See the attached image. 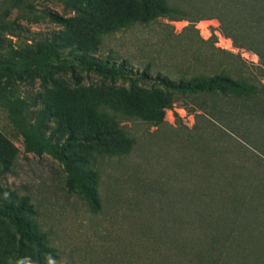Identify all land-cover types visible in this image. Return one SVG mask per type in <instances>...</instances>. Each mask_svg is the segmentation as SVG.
Listing matches in <instances>:
<instances>
[{
	"label": "rangeland",
	"instance_id": "rangeland-1",
	"mask_svg": "<svg viewBox=\"0 0 264 264\" xmlns=\"http://www.w3.org/2000/svg\"><path fill=\"white\" fill-rule=\"evenodd\" d=\"M108 1L121 5L122 17L96 0H0V62L18 64L50 42L63 55L48 75L0 70V93L30 104L20 113L25 125L43 104L54 111L44 135L55 134L58 144L70 134H94L101 117L113 125L109 148L85 147L109 153L97 167L94 204L57 159L27 149L0 102V185L13 191L16 205L26 199L30 230L54 250L46 264H264V63L248 50L221 49L196 29L213 20L222 32L225 0H166L164 10L147 15L132 0L129 20L127 0ZM97 41L95 56L126 60L132 77L110 80L79 64L70 49ZM217 76L248 95L222 83L208 92H173L171 108L149 107L141 117L119 107L122 90L135 85L164 91L158 78L196 83ZM83 105L93 116L81 113ZM81 152L74 145L69 155ZM13 234L0 225V257L17 247ZM23 254L37 263L32 244Z\"/></svg>",
	"mask_w": 264,
	"mask_h": 264
},
{
	"label": "trees",
	"instance_id": "trees-1",
	"mask_svg": "<svg viewBox=\"0 0 264 264\" xmlns=\"http://www.w3.org/2000/svg\"><path fill=\"white\" fill-rule=\"evenodd\" d=\"M127 0V12L123 15L126 19H130L135 14L134 6ZM224 1V0H223ZM101 4H107L117 10V18L122 17L121 5L115 7V3L112 1L96 0ZM144 14L147 15L153 10L162 11L166 8V0H140ZM223 6H228L229 21L225 24L222 20V32L224 36L230 38L236 48L240 50H248L254 52L260 59L261 63H264V0H225ZM194 26V25H193ZM54 42L48 44L43 52L33 57L22 60L18 64L11 62H0V70L22 77L23 73L28 69H39L44 75L51 73L53 65L61 59L63 55L55 52ZM102 43L97 41L89 44V46H75L70 49L72 54L78 56V62L80 65L86 67L88 70H93L101 73L103 76L108 77L110 80H115L121 77H132V70L129 63L126 60L119 61L111 58H99L95 55L101 50ZM93 53V54H92ZM139 77V74L136 73ZM146 78V72L140 75ZM140 78V77H139ZM158 83L164 88V91L157 89H142L138 85L133 86L131 89H123L122 94L119 96V107L124 108V113L128 116H143L146 113V108L153 107L154 112L159 109H168L172 107L171 95L173 92L176 93H198L208 92L216 86H220L222 83H229L232 85L239 94L248 95L249 89L245 88L238 82L225 77L217 76L210 78L207 81H201L196 83L182 82L175 83L169 78H158ZM60 99V98H59ZM58 99V101H59ZM61 101V99H60ZM0 102L9 110L10 117L16 123L19 124L22 134L27 144L29 151H36L37 153L46 152L55 159H57L63 166L65 171L69 174L70 179L79 186L82 191L91 199L94 204L99 203V192L97 190L98 182V164L101 158L108 156L109 153L104 151L86 150L85 147L93 146L94 143L101 144L104 141L110 142L109 118L101 117V126L94 134H84L76 136L70 134L64 143L58 144L52 139L55 134L50 137H46L47 123L53 117V108L50 105H45L39 109L33 110L36 115V121L33 125L26 126L27 122L25 118H20L21 109L28 106L29 103L22 99H12L10 96L0 93ZM85 104V103H84ZM35 108V104L33 105ZM156 108V109H155ZM81 113L87 117H91L93 111L90 108H81ZM93 116V115H92ZM24 122H22V121ZM78 146L81 151L79 155H69V150L72 146ZM104 149L109 148L110 144L104 143ZM113 145V144H112ZM97 152V153H96ZM3 172H0V178ZM207 186V187H203ZM200 188H205L208 191H212L211 185L204 184ZM13 191L9 188H3L0 185V225L1 226H12L15 229V240L17 247L13 246L12 250L9 247L5 249L4 253L0 257V264H28L25 261L23 250L27 244H32L36 250V264H46L47 257L52 256L54 250L48 246L45 236L32 232L25 220L26 199H23L19 205L14 202ZM6 198L7 200H4ZM12 199L11 201H9ZM229 210V209H226ZM220 218H226L221 216ZM218 218L219 221H225L224 219ZM209 223L208 221H206ZM220 222V223H221ZM211 225V224H210ZM208 225V226H210ZM216 226V225H214ZM209 238V237H208ZM212 243L217 242L212 237ZM195 250V249H193ZM208 260V259H207Z\"/></svg>",
	"mask_w": 264,
	"mask_h": 264
},
{
	"label": "built area",
	"instance_id": "built-area-1",
	"mask_svg": "<svg viewBox=\"0 0 264 264\" xmlns=\"http://www.w3.org/2000/svg\"><path fill=\"white\" fill-rule=\"evenodd\" d=\"M195 27L201 33L203 39L206 41L216 37L218 39L217 46L220 47L221 49L228 50L231 52L245 51L236 48L233 44V41L222 34L220 30V26L217 21H213V20L201 21L195 24Z\"/></svg>",
	"mask_w": 264,
	"mask_h": 264
}]
</instances>
